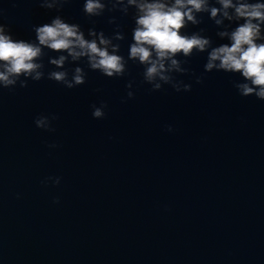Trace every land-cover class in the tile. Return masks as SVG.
Here are the masks:
<instances>
[{
  "label": "water",
  "instance_id": "water-1",
  "mask_svg": "<svg viewBox=\"0 0 264 264\" xmlns=\"http://www.w3.org/2000/svg\"><path fill=\"white\" fill-rule=\"evenodd\" d=\"M84 2L57 11L0 0V23L27 41L57 15L86 36H112L119 25L127 58L135 9L88 17ZM209 15L183 33L203 29L213 46L228 43ZM45 52L47 73V57L59 54ZM206 57L194 53L186 73H173L188 92L152 91L133 61L108 78L83 60L65 66L87 73L75 88L45 76L0 89V264H264V101L239 95V73L205 72ZM102 103L96 119L92 106ZM41 115L57 117L54 131L36 127Z\"/></svg>",
  "mask_w": 264,
  "mask_h": 264
},
{
  "label": "clouds",
  "instance_id": "clouds-1",
  "mask_svg": "<svg viewBox=\"0 0 264 264\" xmlns=\"http://www.w3.org/2000/svg\"><path fill=\"white\" fill-rule=\"evenodd\" d=\"M66 2L41 0V7L59 11ZM215 3L220 7L211 6L210 0H85L83 12L88 17H100L105 11L116 9L127 15L130 8L135 9L127 58L119 54V41L125 40L119 25L112 36L94 28L88 29L86 36L79 24L68 23L57 15L50 23L34 26L35 40L27 41L14 39L8 26L0 23V89L12 90L17 85L26 88L29 80L38 82L45 76L67 89L75 88L86 83L87 73L79 66L71 71L65 66L83 60L90 70L108 78L123 77L128 62L133 61L144 66L143 80L152 86V91L171 85L177 92H188L192 85L175 80L173 73H186L188 69L183 65L194 53H207L205 72L239 73L243 79L232 82L239 95H254L264 101V2L215 0ZM201 13L210 14L209 18L220 29L216 35L221 40L227 38L228 43L213 46L211 38L202 35L203 29L190 35L183 33L189 24L201 23L198 18ZM218 15L223 19H218ZM231 22L236 23L234 28ZM45 49L59 54L47 57L48 64L54 66L47 73ZM181 55L184 60L177 58ZM196 83H202V78L197 77ZM132 86L131 81L126 85L128 89ZM127 97L133 98L134 92L128 91ZM106 107L105 103L93 105L92 116L103 118ZM55 119V115H41L34 122L37 128L54 131L51 122ZM168 131H173L171 126ZM54 182L59 184L60 179L55 178Z\"/></svg>",
  "mask_w": 264,
  "mask_h": 264
}]
</instances>
